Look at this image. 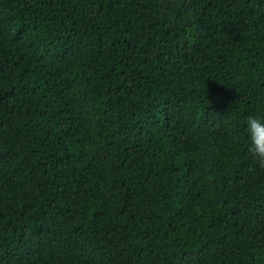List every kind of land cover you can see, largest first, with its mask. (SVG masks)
I'll use <instances>...</instances> for the list:
<instances>
[{
    "label": "trees",
    "instance_id": "obj_1",
    "mask_svg": "<svg viewBox=\"0 0 264 264\" xmlns=\"http://www.w3.org/2000/svg\"><path fill=\"white\" fill-rule=\"evenodd\" d=\"M264 0H0V264H264Z\"/></svg>",
    "mask_w": 264,
    "mask_h": 264
},
{
    "label": "clouds",
    "instance_id": "obj_2",
    "mask_svg": "<svg viewBox=\"0 0 264 264\" xmlns=\"http://www.w3.org/2000/svg\"><path fill=\"white\" fill-rule=\"evenodd\" d=\"M246 124L250 140L248 151L258 163L264 165V119L249 117Z\"/></svg>",
    "mask_w": 264,
    "mask_h": 264
}]
</instances>
